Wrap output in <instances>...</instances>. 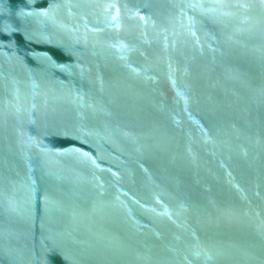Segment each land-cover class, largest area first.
Masks as SVG:
<instances>
[{
  "label": "water",
  "instance_id": "obj_1",
  "mask_svg": "<svg viewBox=\"0 0 264 264\" xmlns=\"http://www.w3.org/2000/svg\"><path fill=\"white\" fill-rule=\"evenodd\" d=\"M0 264H264V0H0Z\"/></svg>",
  "mask_w": 264,
  "mask_h": 264
}]
</instances>
